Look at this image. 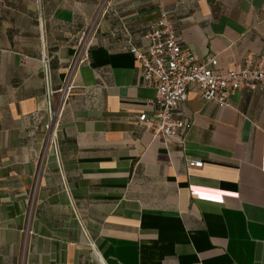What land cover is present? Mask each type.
Instances as JSON below:
<instances>
[{"label":"crops","instance_id":"1","mask_svg":"<svg viewBox=\"0 0 264 264\" xmlns=\"http://www.w3.org/2000/svg\"><path fill=\"white\" fill-rule=\"evenodd\" d=\"M162 11L220 71L264 46V0H0V264H264V93L190 85L191 129L154 137L127 44Z\"/></svg>","mask_w":264,"mask_h":264},{"label":"built area","instance_id":"2","mask_svg":"<svg viewBox=\"0 0 264 264\" xmlns=\"http://www.w3.org/2000/svg\"><path fill=\"white\" fill-rule=\"evenodd\" d=\"M92 35V27L83 33L70 76L78 65L88 60ZM142 39L143 47L129 42L127 48L138 63L143 85L156 89L155 99L147 101V105L153 108L152 115L142 112L139 116L142 127L154 137L171 142L191 129V122L177 117L179 107L188 99L190 85L197 88L205 102L221 108L230 106L232 96L239 91L264 93V46L257 53L245 54L239 67L220 71L216 57L199 61L183 48L168 11H162L161 17L149 25ZM65 99L62 90L61 100ZM188 166L202 168L204 162L189 159Z\"/></svg>","mask_w":264,"mask_h":264}]
</instances>
